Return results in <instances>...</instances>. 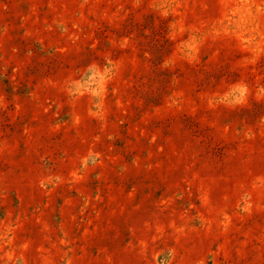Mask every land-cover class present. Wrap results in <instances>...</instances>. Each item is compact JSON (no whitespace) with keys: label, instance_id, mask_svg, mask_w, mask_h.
Wrapping results in <instances>:
<instances>
[{"label":"rangeland","instance_id":"rangeland-1","mask_svg":"<svg viewBox=\"0 0 264 264\" xmlns=\"http://www.w3.org/2000/svg\"><path fill=\"white\" fill-rule=\"evenodd\" d=\"M0 264H264V0H0Z\"/></svg>","mask_w":264,"mask_h":264}]
</instances>
